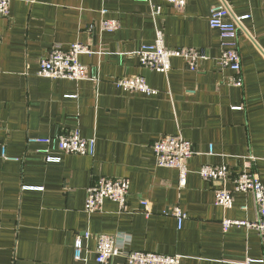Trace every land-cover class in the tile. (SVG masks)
<instances>
[{"label":"crops","instance_id":"1","mask_svg":"<svg viewBox=\"0 0 264 264\" xmlns=\"http://www.w3.org/2000/svg\"><path fill=\"white\" fill-rule=\"evenodd\" d=\"M216 2L186 0L181 13L160 0L11 2L9 17L0 18V264H84L75 261L73 244L85 233L86 264H94L102 234L123 237L121 249L178 255L181 264L264 260L256 231L221 226L224 219L254 222L251 196L233 194L232 209L224 210L214 204L215 186L198 175L203 165L226 166L232 178L252 158L264 187V0H229L233 17L248 16L236 38L240 88L217 66L220 40L207 23ZM103 19L117 20L119 29L101 31ZM156 29L167 49L194 48L207 60L196 73L178 58L166 75L140 67L136 53L153 44ZM74 43L91 51L79 57L87 80L37 75L53 47ZM131 77L157 94L115 85ZM73 131L94 140L92 156L61 154L42 142ZM167 135H180L196 152L181 189L177 171L157 167L151 149ZM44 150L59 161L46 162ZM99 177L129 181L127 213L111 201L85 213L87 189ZM173 207L186 217L180 228Z\"/></svg>","mask_w":264,"mask_h":264},{"label":"built area","instance_id":"2","mask_svg":"<svg viewBox=\"0 0 264 264\" xmlns=\"http://www.w3.org/2000/svg\"><path fill=\"white\" fill-rule=\"evenodd\" d=\"M13 0H0V18H8L10 15V4ZM181 13L186 7V0H160ZM158 11V9H157ZM106 12L102 11L104 15ZM248 19V16L233 17L230 12L229 0H217L211 8L208 17V26L217 32L220 40L221 52L217 59L219 70H229L233 73L229 84L233 87H242L241 60L237 47V32L241 23ZM117 20L103 19L101 31L114 33L119 29ZM88 46L74 43L66 50L55 46L48 56L39 60L37 75L45 79L66 80L79 82L88 79L89 70L79 61L81 55L90 54ZM140 67L150 71L168 74L171 67V60L178 58L183 61L187 71L196 73L199 63L207 60L199 51L194 48H181L170 50L164 45V36L158 29L155 31V40L152 45L142 47L137 53ZM94 75L93 72L91 73ZM115 85L130 93H139L145 96H155L157 91L151 89L144 78L131 77L115 82ZM233 111H241L240 107H232ZM45 144L52 143V149L65 155L92 156L94 154V140L81 138L78 131L70 134L55 135L52 139H42ZM155 164L159 168L174 169L178 173V188H184L188 175L187 163L196 155L191 143L185 141L180 135L162 136L151 146ZM40 154L45 156L46 162H58V158L51 157L49 151L44 150ZM208 155H212V149ZM5 157L4 151L2 154ZM254 159L247 158L237 175L230 178L226 166L213 167L203 165L198 171L199 177L214 185V204L224 210L233 207V194L250 195L254 209V222H240L224 219L221 222L223 231L231 227H245L254 230L264 240V187L258 174L252 170ZM231 183V190L225 188ZM130 183L127 179H111L99 177L94 184L87 189L84 211L88 215L99 213L105 201H111L118 206L119 213L128 212V196ZM140 204L148 212L147 201H140ZM242 210H246L245 207ZM171 214L177 222L178 227L186 219L178 207H173ZM89 239L88 233L83 237H77L73 244V256L75 261L87 263L83 257V241ZM123 237L102 234L95 238L94 264H108L115 258L121 259L124 264H181V257L178 255H160L155 253H144L129 251L119 248L118 242ZM222 264H264V260L246 259L241 262L224 261Z\"/></svg>","mask_w":264,"mask_h":264}]
</instances>
